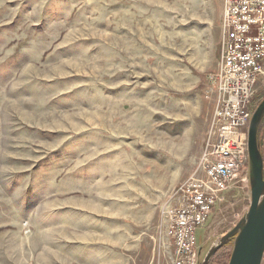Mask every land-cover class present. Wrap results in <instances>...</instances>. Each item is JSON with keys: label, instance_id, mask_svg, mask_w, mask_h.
<instances>
[{"label": "rangeland", "instance_id": "1", "mask_svg": "<svg viewBox=\"0 0 264 264\" xmlns=\"http://www.w3.org/2000/svg\"><path fill=\"white\" fill-rule=\"evenodd\" d=\"M223 11L0 0V264H173L175 193L205 174ZM253 93L254 112L264 75ZM258 143L264 159V118ZM247 175L198 228L199 263L247 213Z\"/></svg>", "mask_w": 264, "mask_h": 264}, {"label": "built area", "instance_id": "2", "mask_svg": "<svg viewBox=\"0 0 264 264\" xmlns=\"http://www.w3.org/2000/svg\"><path fill=\"white\" fill-rule=\"evenodd\" d=\"M223 1L217 101L201 163L205 174L192 176L175 193L173 264H199L198 228L235 181L248 179L253 89L264 75V0Z\"/></svg>", "mask_w": 264, "mask_h": 264}, {"label": "water", "instance_id": "3", "mask_svg": "<svg viewBox=\"0 0 264 264\" xmlns=\"http://www.w3.org/2000/svg\"><path fill=\"white\" fill-rule=\"evenodd\" d=\"M264 118V100L253 112L248 130L250 206L241 221L217 240L199 264H209L216 253L233 243L229 264H262L264 258V159L258 131Z\"/></svg>", "mask_w": 264, "mask_h": 264}, {"label": "trees", "instance_id": "4", "mask_svg": "<svg viewBox=\"0 0 264 264\" xmlns=\"http://www.w3.org/2000/svg\"><path fill=\"white\" fill-rule=\"evenodd\" d=\"M227 248H228V246H225V247L221 248V249L218 251V253L215 255L216 258H218V257H220V256H222V255H224V250L227 249ZM230 257H231V254L228 256L227 261H226V262H227L226 264H229ZM214 258H215V257H214Z\"/></svg>", "mask_w": 264, "mask_h": 264}]
</instances>
